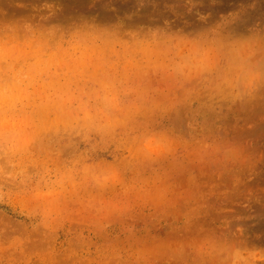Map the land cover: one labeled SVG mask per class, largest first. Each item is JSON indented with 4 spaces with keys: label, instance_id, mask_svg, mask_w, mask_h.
Listing matches in <instances>:
<instances>
[{
    "label": "clouds",
    "instance_id": "clouds-1",
    "mask_svg": "<svg viewBox=\"0 0 264 264\" xmlns=\"http://www.w3.org/2000/svg\"><path fill=\"white\" fill-rule=\"evenodd\" d=\"M100 2L0 0V264H254L259 0Z\"/></svg>",
    "mask_w": 264,
    "mask_h": 264
},
{
    "label": "rangeland",
    "instance_id": "rangeland-1",
    "mask_svg": "<svg viewBox=\"0 0 264 264\" xmlns=\"http://www.w3.org/2000/svg\"><path fill=\"white\" fill-rule=\"evenodd\" d=\"M63 15L66 19L74 18L78 15L96 16L101 20L112 19L116 13L106 10L100 0L93 3V0H61ZM240 0H222L218 5H210L208 0L201 7L202 12H212L216 17L221 13L232 10ZM133 7V0H116L115 8L119 14H124ZM194 20V17L190 18ZM252 19L264 20V0H259L256 10L252 13ZM257 118L249 120L252 124ZM244 135L255 142L256 150L264 152V122L255 123V126L245 130ZM264 168V165H261ZM254 185L264 187V172L253 181ZM231 207V206H230ZM227 213L228 209L223 210ZM236 212L241 215H253L252 220L240 221L245 229L242 239L252 248L254 264H264V203L253 204L252 212L249 213L242 207H236ZM15 221L11 215V210L7 207H0V227H10Z\"/></svg>",
    "mask_w": 264,
    "mask_h": 264
}]
</instances>
